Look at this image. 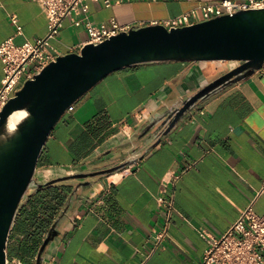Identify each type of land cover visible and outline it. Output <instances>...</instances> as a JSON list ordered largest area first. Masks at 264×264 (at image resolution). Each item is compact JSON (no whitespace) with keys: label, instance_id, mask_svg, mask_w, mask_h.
Here are the masks:
<instances>
[{"label":"crops","instance_id":"0c3cea01","mask_svg":"<svg viewBox=\"0 0 264 264\" xmlns=\"http://www.w3.org/2000/svg\"><path fill=\"white\" fill-rule=\"evenodd\" d=\"M220 0L88 1L95 24L116 18L141 27ZM16 17L23 31L16 35ZM48 18L31 0H0V45L43 38ZM86 32L65 20L52 41L61 55L79 52ZM220 73L218 66L184 62L118 70L93 87L59 121L38 165V181L72 169L103 166L113 149L162 104L189 96ZM0 59V87L4 79ZM124 151H126L124 149ZM264 71L227 88L179 123L142 160L86 188L62 220L44 264H200L207 248L200 231L225 233L251 208L264 214ZM35 194L61 212L63 201ZM171 203V208L169 206ZM169 220L165 242L155 232Z\"/></svg>","mask_w":264,"mask_h":264},{"label":"water","instance_id":"95a60500","mask_svg":"<svg viewBox=\"0 0 264 264\" xmlns=\"http://www.w3.org/2000/svg\"><path fill=\"white\" fill-rule=\"evenodd\" d=\"M169 62L214 63L220 73L193 94L163 103L156 113L144 118L137 132L113 149V157L103 166L72 169L64 176L38 181V161L47 140L83 96L123 68ZM263 65L264 8L170 30L162 24L133 27L100 44H88L79 52L60 55L25 82L0 114V264H9L10 236L19 209L34 193L63 183L72 190L37 254L36 264H44L49 247L60 235L62 220L86 188L142 160L202 104L249 79ZM147 135L151 136L143 150L138 155H128ZM111 163L118 164L110 167Z\"/></svg>","mask_w":264,"mask_h":264},{"label":"built area","instance_id":"2783aa9c","mask_svg":"<svg viewBox=\"0 0 264 264\" xmlns=\"http://www.w3.org/2000/svg\"><path fill=\"white\" fill-rule=\"evenodd\" d=\"M31 1L37 2L46 13L48 32L45 37L33 41L26 40L16 44L14 39L10 38L0 45V59L5 72L0 87V114L20 86L34 79L38 72L55 62L61 55L52 41L59 36L65 20L69 19L75 27L84 28L87 38L82 48L88 44H100L133 28L130 25H123L116 18L107 23L95 24L88 15L89 0ZM92 1H102L105 6L110 7L118 0ZM260 8H264V0H220L215 4L204 5L152 25L162 24L169 30L183 28L223 16H234L240 11ZM11 19L16 27V35H21L23 28L18 19L16 17ZM258 71H264V65ZM261 193H264V186ZM169 206L171 208V203ZM169 227L170 222L167 220L164 227L155 232V248H159L165 242ZM200 235L207 243L200 264H264V214L256 215L251 208H248L222 235L217 237L206 230H201Z\"/></svg>","mask_w":264,"mask_h":264},{"label":"trees","instance_id":"16d2710c","mask_svg":"<svg viewBox=\"0 0 264 264\" xmlns=\"http://www.w3.org/2000/svg\"><path fill=\"white\" fill-rule=\"evenodd\" d=\"M54 187H62L60 192L52 194L53 200L61 199L63 201L62 212L72 192L70 187L65 183L55 184L40 189L30 198L25 200L19 209L18 216L10 236V242L13 235L18 233L19 238L12 252L25 264L28 263L29 257L36 255L38 247L40 246L41 248L52 225L61 214V212L56 214V207L51 204H43L41 207L40 204L43 199L35 196V194L40 193L44 189L52 190ZM36 236L39 239H36Z\"/></svg>","mask_w":264,"mask_h":264},{"label":"rangeland","instance_id":"374dc122","mask_svg":"<svg viewBox=\"0 0 264 264\" xmlns=\"http://www.w3.org/2000/svg\"><path fill=\"white\" fill-rule=\"evenodd\" d=\"M210 64V66H213L214 63H208ZM22 86H20L21 88ZM39 162H40V159L38 161V165H39ZM18 238H19V235L18 233H15L11 239V242H10V249H9V264H25L23 263L18 257L17 255H15L12 250L15 248L16 244H17V241H18ZM36 239H39L37 236H36ZM40 246L38 247L37 249V253H38V250H39ZM36 253V255H37ZM31 256L28 258V263L26 264H36V257L37 256Z\"/></svg>","mask_w":264,"mask_h":264},{"label":"flooded vegetation","instance_id":"af4514ba","mask_svg":"<svg viewBox=\"0 0 264 264\" xmlns=\"http://www.w3.org/2000/svg\"><path fill=\"white\" fill-rule=\"evenodd\" d=\"M151 135H147L136 142L135 146L131 148V150L128 152V155H138L141 150H143V147L147 144L149 141V137ZM151 139V138H150ZM124 160V159H123ZM121 162V161H120ZM118 163H111L110 167L116 165Z\"/></svg>","mask_w":264,"mask_h":264}]
</instances>
